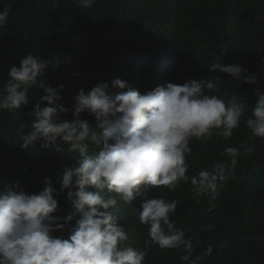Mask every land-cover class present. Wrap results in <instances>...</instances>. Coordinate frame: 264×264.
Instances as JSON below:
<instances>
[{"label": "trees", "instance_id": "obj_1", "mask_svg": "<svg viewBox=\"0 0 264 264\" xmlns=\"http://www.w3.org/2000/svg\"><path fill=\"white\" fill-rule=\"evenodd\" d=\"M56 2L57 9L53 0H0V11L5 4L12 6L7 24L0 28V89L9 78L10 66H19L31 52L58 65H49L41 78L53 87L64 85L57 102L68 108L81 88L87 92L101 82L109 84V95L127 91L112 86L116 78L142 94L168 83L182 85L198 79L206 86L220 78L219 95L248 98L246 117L257 94L264 92V0H95L91 8L79 6L76 0ZM219 64H239L255 74L257 83L238 81L219 68L212 70V65ZM45 94L34 87L28 105L16 113L0 110V192L10 188L39 193L46 186L45 178H51L58 190L53 215L74 214L65 229L53 233L67 238L80 215L67 196L73 189L60 192L57 178L66 167H77V159L43 148L42 141L27 150L20 147L21 131L30 130L34 105ZM80 118L93 126L96 123L87 111ZM61 119L75 116L69 112ZM190 147L189 175L226 160V148H239L236 168L226 170L218 183L214 207L207 197L197 202L190 183L174 191L143 186L132 205L117 197L112 209L129 236L126 243L132 246L135 240L143 250L147 229L139 222L142 203L162 196L178 202L172 219L192 237L193 256L215 241L212 256L201 264H264V139L252 138L242 121L230 140L213 137L205 143L193 139ZM249 147L255 151L247 152ZM90 150L97 149L90 145ZM185 254L184 249L152 245L144 264H185Z\"/></svg>", "mask_w": 264, "mask_h": 264}, {"label": "clouds", "instance_id": "obj_2", "mask_svg": "<svg viewBox=\"0 0 264 264\" xmlns=\"http://www.w3.org/2000/svg\"><path fill=\"white\" fill-rule=\"evenodd\" d=\"M76 3L91 8L95 0ZM59 6L53 0L54 9ZM11 11V4L0 11V28L7 24ZM49 65L58 66L31 52L19 66L11 65L9 78L0 89V110L16 113L28 105L34 87L46 93L34 105L30 130L21 131L20 147L27 150L42 141L43 148L77 159L78 166L66 167L57 179L60 192L73 189L67 196L80 218L67 238L53 235L65 229L74 214L53 215L58 208L54 198L58 190L51 178H45L46 186L39 193L10 188L0 192V264H144L152 245L184 249L185 264H201L211 257L215 241L193 256L192 237L172 219L178 206L175 199L167 201L160 196L143 201L139 213V222L147 229L143 250L135 240L132 246L126 243L129 236L112 209L118 204L117 197L132 205L143 186L174 191L182 183H190L197 202L207 197L212 205L226 170H234L238 164L239 148H226V160L189 175L190 141L206 143L213 137L228 141L242 121L252 138L264 139V92L257 94L251 115L246 117L248 98L234 93L227 98L219 95L220 78L206 86L198 79L182 85L168 83L145 94L116 78L112 86L127 91L109 95V84L101 82L87 92L81 88L68 108L57 102L62 99L64 85L53 87L41 78ZM217 68L238 81L257 83L255 74L239 64L212 65V70ZM86 111L94 115V126L80 118ZM69 112L75 119H61ZM90 145L97 150H90ZM246 150L251 153L255 148Z\"/></svg>", "mask_w": 264, "mask_h": 264}]
</instances>
